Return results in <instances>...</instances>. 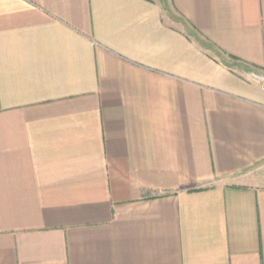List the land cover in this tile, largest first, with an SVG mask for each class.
<instances>
[{
    "label": "crops",
    "instance_id": "crops-1",
    "mask_svg": "<svg viewBox=\"0 0 264 264\" xmlns=\"http://www.w3.org/2000/svg\"><path fill=\"white\" fill-rule=\"evenodd\" d=\"M263 169L264 0H0V264H264Z\"/></svg>",
    "mask_w": 264,
    "mask_h": 264
},
{
    "label": "water",
    "instance_id": "water-1",
    "mask_svg": "<svg viewBox=\"0 0 264 264\" xmlns=\"http://www.w3.org/2000/svg\"><path fill=\"white\" fill-rule=\"evenodd\" d=\"M255 77H256V79H257V78H259V79H260V77H259L257 74H256V76H255Z\"/></svg>",
    "mask_w": 264,
    "mask_h": 264
},
{
    "label": "rangeland",
    "instance_id": "rangeland-1",
    "mask_svg": "<svg viewBox=\"0 0 264 264\" xmlns=\"http://www.w3.org/2000/svg\"><path fill=\"white\" fill-rule=\"evenodd\" d=\"M260 173H261V171H260ZM262 173H264V169H263Z\"/></svg>",
    "mask_w": 264,
    "mask_h": 264
}]
</instances>
